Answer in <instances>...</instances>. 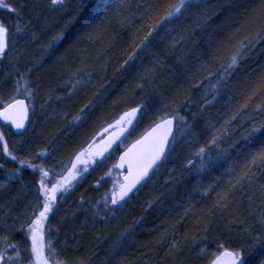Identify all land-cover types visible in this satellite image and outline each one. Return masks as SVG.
Returning <instances> with one entry per match:
<instances>
[{"label":"rangeland","instance_id":"374dc122","mask_svg":"<svg viewBox=\"0 0 264 264\" xmlns=\"http://www.w3.org/2000/svg\"><path fill=\"white\" fill-rule=\"evenodd\" d=\"M152 1L160 5L161 12H163L166 5L178 2V0H169V2H167L168 0L165 2H161L162 0ZM152 1L88 0L87 4L82 5L81 0H65L64 5L53 6L50 0H11V3L22 6L19 27L23 31H18L16 26L17 17L14 13L5 9L0 10L4 17L7 16L5 17L7 18L5 23L9 25L10 32L7 38V54L0 62V105L8 104L22 96L26 99L30 112L28 124L21 133H15L10 128L7 130L0 128V133L4 137V140L0 141V165L3 166V171L0 172V196L2 193L6 196L4 202L0 197V224L5 229L7 227V230L10 231L8 235L0 233V246L4 244L7 237L20 232L22 224L27 226V223H30L31 219L34 218L30 214L37 203L41 173L39 170L34 171L26 165L21 167L20 161L43 165L45 169L49 170L50 176L55 178L53 181L55 183L56 180L60 179L61 175H67V169L71 168L72 162L75 161L78 153L87 149L89 145L96 146L105 138L102 134L105 128H108L110 124L118 120L130 107H134L142 101L148 104L151 110L146 115L138 117L139 123L136 125L132 135L128 136L126 132L125 136H127V139L124 146L120 147L118 143L113 150L105 153V156H108L109 153H111V156L103 164H92L90 161L87 171H83L85 165L78 164V168L81 169V175L72 181L73 187L67 193L61 195L63 199H60V202L55 204V214L50 213L51 219L47 222V226L57 230L56 234L58 236L60 234L69 235L71 240L90 236L95 246L109 247L133 255V250L138 249L135 245L138 237L141 236L140 238H143L145 234L151 232L149 226L152 225L147 226L146 217L149 214H155V217H159L166 213L167 217H177L179 225L172 230L174 226L168 222L171 226V232L163 231L161 235H164L165 232L168 235L166 240L159 242V244H164L167 247V256L180 258L190 254L187 259L192 256L195 264H205L210 257L225 248L234 250L244 240V232H242L240 235L233 236L235 244H232L233 240L230 243L227 238L219 237L211 241V243H214V246L211 247L210 242L207 243V241H210L211 228L207 233L198 230L195 232V237L200 239L205 235L206 242L203 239L204 237L201 241L198 239L194 242L192 239L194 244L191 241L184 242L178 230L182 229V224L186 221L185 214L192 216L196 214V210L200 207L195 205V203H199V199L196 200L195 197L194 202L189 207L185 206L186 204H182V195L179 194L180 190H183L185 186H193L197 189L195 191V193H198L196 196L199 197L203 196L205 189H208V182L211 185L218 183L223 185V181L229 178L224 173L226 171L223 174L220 171L221 173H215L208 177L207 172L197 173L194 166L189 167L187 175H181L176 180L163 181L162 184L157 181V173L151 181L133 196L132 200L125 205L122 211H117L115 215L108 214L106 219L101 218L105 215L103 205L101 203L97 206L96 201L101 200L106 193L110 195L114 184L122 182L123 173L113 167L117 162L120 151L154 124L152 119L154 114H164V112L156 111L163 108V103L169 105L168 109L165 110L169 115L174 110L179 109L180 115L191 126L190 130L183 136L177 132V141L174 144V147L175 145L181 147L186 162L188 159L194 158V152L200 147L198 144L208 143L215 129L220 128L227 113L222 112L226 107L223 106V108L221 106L219 108L217 104L220 98L217 99V103L213 101L212 104H207L205 102L203 106L197 105L193 110L190 109L191 107L189 108L190 105L188 103L185 106L182 103H169L170 101L168 100H163V103L158 101V105H155L151 101L149 94L138 95L132 104H126L124 101L113 103V101L118 100L116 96L123 93L127 81L119 79L118 74L117 76L113 75L115 68L118 67L120 62V53L117 55H115L116 53L113 55L107 54L104 50H99L103 46L100 44H103L101 42L109 35L111 36L114 33L113 31L121 32L123 37L120 40L123 39L127 42L129 38L128 29L121 28L118 20L122 16L130 15L132 12H135L136 16L139 17L143 11V6L152 3ZM217 1L198 0L197 3L185 10L182 16L174 20L166 29L161 30L160 36L162 39L156 41L152 53H157L165 46L169 47L168 43L172 41L173 37L176 40L183 38L182 31L178 30L177 26L188 24L189 21L195 25L201 19L200 13L202 10L209 7V2L212 7L217 4ZM224 2L226 5H224L223 9H226V7L232 9L234 6L238 7L241 5L245 13L247 14L248 12L250 15L248 10L250 6L248 7V4L253 3L254 8H256L260 0H225ZM121 4L124 5V8L120 7ZM134 8L136 10H133ZM213 8L212 11L214 13L209 18L211 20L217 15L216 11L218 10ZM228 11L224 14L227 15ZM117 13L120 15H117ZM97 17L98 20H96ZM203 19H206V17L204 16ZM69 20H71V23H68ZM95 26H103L105 31L101 33L102 38H98L93 43L88 39L87 33ZM61 32L63 35L60 39H54ZM33 33L36 34L35 39H32ZM250 34L251 30L246 25L245 35H241L242 38L229 40L228 51L226 52L227 59L235 50L237 43ZM88 47L97 49V51L89 54V50L86 49ZM182 48L183 45L172 46L169 49L170 51L173 49L174 53H177ZM115 50L116 48H112L113 52ZM193 55H196V53L194 52ZM97 56H99V60H97ZM110 57H115V59L110 60ZM196 59L199 61V65L204 64L201 60H198L199 58ZM155 60H158L156 54L154 58L153 55L145 56L143 66L150 67L149 62ZM105 61H109L106 65V72L101 69V65ZM225 62L222 58L216 67L204 66L203 70L198 69L197 66L199 65L195 66L196 75L203 74L202 77L199 76L198 81L208 80L209 76H213L209 72H216L219 65ZM77 70H81L80 75L83 80L88 79V76L84 75V73H91L92 82L87 89L77 87L73 94L69 96V85L66 82L69 81L72 73L77 72ZM262 70H264V40L249 49L234 74L237 72L240 75L239 80H243L245 76L256 75L257 72ZM167 79V81H176V83H180L178 81H181V83L191 81L189 79H175L174 76ZM159 81L154 80L155 90L158 88L157 83ZM100 85H104V87L101 88ZM180 86L182 87L183 84ZM206 88L210 92L212 83H208L204 89ZM105 89H108L107 93H105ZM29 90L31 95H29ZM149 92L154 93L156 91ZM93 93L101 95L103 99L96 102L95 106L90 107L80 122H75L73 118L79 113L80 109L89 100H94ZM193 93L190 94L191 97H193ZM222 94L224 92L218 96H222ZM208 95V98L212 97V94L210 95L209 93ZM199 97L201 96L197 93V99ZM202 99L205 100L204 98ZM209 112H211V115ZM221 112L223 115H221ZM255 119L257 123H260L264 121V115L257 116ZM200 123L208 125V128L206 130L201 129ZM250 123L251 121H244L243 125L247 127ZM240 124L241 122H237L235 134L231 136V140L235 142L234 146L229 148L227 142L221 145L222 148H228L230 158L224 159L225 162L227 161V166L237 165V162L232 159L237 156L236 152L244 156L249 150L254 151L264 143V138L260 137L259 134H257L252 144L242 139L244 127H241ZM201 130L204 136H202ZM196 131L198 135H193ZM192 137L193 139L195 138L194 141L193 139L191 141ZM4 143H7L10 155L4 154ZM42 152H46V155L40 156L39 154ZM11 155L17 156L18 159L12 160L10 158ZM82 159L88 158L85 156ZM109 169H111V174L107 175ZM217 177H220L219 181ZM204 180H207V182ZM51 184L52 182L48 184L49 188ZM256 193L259 194L258 191ZM169 196H172L174 204L167 207ZM208 197L203 196L204 200ZM16 201H20V203ZM242 203L241 207L246 219H248L245 220L247 223H254L251 213L255 212V215L258 216L261 211H264V202L259 198V195L254 197V202L251 204L247 198H244ZM6 204L10 206L8 210L5 209ZM97 207L100 209V214L94 216L93 212ZM36 212L38 214L37 208ZM218 217L220 222L225 221L222 218L223 216ZM250 220L252 221L250 222ZM169 236L174 239L169 238ZM52 239L55 240V235ZM172 243H178V248L170 250ZM196 243L201 248L197 247ZM220 245H224V247L221 248ZM202 249H205V251L202 252ZM150 256L145 257L144 261L146 262L144 264H154ZM58 259L66 260L64 256H59ZM69 261H72V259L70 258ZM52 263L54 264V262Z\"/></svg>","mask_w":264,"mask_h":264},{"label":"snow or ice","instance_id":"6c2138e0","mask_svg":"<svg viewBox=\"0 0 264 264\" xmlns=\"http://www.w3.org/2000/svg\"><path fill=\"white\" fill-rule=\"evenodd\" d=\"M51 5L61 6L65 4V0H50ZM198 0H178L175 4H168L165 6L163 12L159 4L148 3L143 6V11L139 17L135 13L128 16H122L118 23L121 28L128 29V40L125 46L119 49V65L115 68L114 76L127 83L123 89L121 99L126 104H132L138 95L147 94L149 91H155V71L152 68L143 66L145 56L152 55V50L158 39H162L160 32L166 29L174 20L178 19L184 14V11L191 7ZM88 0H81V4H87ZM124 8V5H120ZM0 9H5L14 13L17 17L16 26L18 31H23L19 27L20 12L22 6H17L11 3V0H0ZM117 15H120L117 13ZM71 23V20L68 21ZM251 34L240 40L235 46V50L231 53L225 63H221L216 72H209L210 75L215 76V82L212 84V99L206 100L207 104H212L217 99L228 82V78L239 68L241 60L244 58L250 48L255 47L261 40H264V0H260L259 5L252 10L246 21ZM105 31L103 26H95L88 33L87 37L90 41L95 43L98 38H102L101 33ZM10 35L9 25L0 21V59H3L7 54L8 48L7 38ZM63 33H59L54 39H60ZM36 38V34H32V39ZM112 37L109 40L108 47L113 46ZM231 39V37L229 38ZM110 60L115 57H110ZM99 60V56H97ZM109 61H105L101 65V69L106 72V65ZM157 63H159L157 61ZM203 67V66H202ZM31 71V69H29ZM81 70L73 72L69 81V96L77 89V87H84L87 89L92 82V74L84 73L88 76L87 80H83L80 75ZM19 83V82H18ZM94 86V85H93ZM101 88L104 85H100ZM26 90H28L26 88ZM108 89H105L107 93ZM29 95L31 92L29 90ZM94 100H89L79 113L73 118L75 122H80L83 115L87 113L90 107L95 106L96 102L103 99L101 95L93 93ZM117 101H113L116 103ZM163 103V98H161ZM229 111L225 114L223 123L219 129H215L211 139L202 147H199L194 152V158L188 159L185 169L195 167L197 173L211 171L212 168L220 163L223 159L230 158L228 155V148H222L221 145L228 143L229 148L233 147L235 142L231 140V136L235 134L237 122H241L240 126L244 127V121H251L250 125L244 127L242 139L252 144L257 134L264 138V121L256 122L257 116L264 115V70L257 72L253 78H250L240 93L239 100H233L231 95L228 96ZM20 106L21 111L18 115H10L14 109ZM169 105L163 103L162 109H157V112H164L163 115H153L154 126L137 139L126 151L119 157V162L114 165L115 168H122L127 164L128 174L123 177V182L114 184L111 194L106 193L101 200L96 201V205L102 203L105 215L102 219H106L108 214L115 215L117 211H122L127 203H129L133 196H135L143 186H145L152 178L161 170L167 167L172 153L175 151L173 145L177 141V132L181 136L186 134L191 126L180 115L179 109L174 110L170 115L165 111ZM148 104L143 101L137 103L134 107H130L120 116L115 124H110L108 128L118 127L119 131L114 132L107 140H104L102 145L93 148L92 145L85 150H82L75 157L71 168L67 169V175H61L60 179L48 187L51 182L49 179L50 172L45 169L43 165H34L26 163L21 160L20 165L32 168L34 171L39 170L41 179L39 181V195L37 196V203L33 212L30 214L34 216L30 223L21 225L20 230L27 233V239L31 241L30 249L24 247L21 249L20 245L13 244L10 247L15 251V256H5L7 249H0V264H23L21 251L28 252V264H86L83 259H74L72 261L59 260L60 251L58 250V242L52 239L56 234L55 229L49 228L47 222L50 221V213L55 214V204L58 199L57 193H67L72 187V181L76 180L81 175V169L78 164H84L83 171L88 170V164H103L106 159H109L111 153L105 156L112 145L119 141V146L123 147L127 136L132 135L135 131L136 125L139 123L138 117L146 115L150 111ZM0 116L11 124L17 130L23 129L24 119L27 117V111L23 108V101L17 100L14 103L8 104ZM174 122H179L174 124ZM108 128L103 131L108 132ZM175 128V130H174ZM103 139V138H102ZM3 134L0 133V141H3ZM215 150V155L213 151ZM3 151L5 155H10L7 143H4ZM46 155V152L39 154ZM87 156L88 159H82ZM12 160H17L18 157L11 155ZM2 167V165H0ZM19 171V169H17ZM111 174V169L107 175ZM228 179L223 181V185L219 191L216 192L215 198L205 206L196 210V218L201 223L198 225V231L207 233L210 226L216 217H222L224 213H230L232 207L236 203H242L244 198H247L251 204L254 202L256 192H259V198L264 202V143L261 147L245 153L243 161L237 165L229 166L226 170ZM220 180V177H217ZM197 189L194 187L193 189ZM213 185H209L205 189L203 196L208 197L211 191H214ZM40 197H43L41 200ZM239 197V199H238ZM63 199V197H59ZM36 208L39 209L38 214ZM191 211V210H189ZM100 209L97 207L93 215H99ZM254 218V223H245L243 232L244 240L234 250H228L223 253L228 257V264H264V211H261L258 216L255 212L250 214ZM258 225V227H257ZM175 227V226H174ZM168 233L160 237V241L166 240ZM188 237H184V242L188 241ZM193 241L200 239L193 237ZM221 248L224 245H220ZM178 248V243H172L171 249ZM205 251L204 249L201 250ZM219 264V261H216Z\"/></svg>","mask_w":264,"mask_h":264},{"label":"trees","instance_id":"16d2710c","mask_svg":"<svg viewBox=\"0 0 264 264\" xmlns=\"http://www.w3.org/2000/svg\"><path fill=\"white\" fill-rule=\"evenodd\" d=\"M152 1V0H147ZM225 0H218L217 4L212 6L213 9H218L217 15L213 18V20H210L211 22L207 21V18H210V16L214 13L212 11L211 5L204 10H202L201 19L196 22L194 25L192 22L189 21L188 24H185L183 26H177L178 30L182 31L183 38H179L176 40L175 37L172 38V41L168 43V46H165V48H162L159 50L156 54V57H158V60L150 61V67L155 71V78L154 80H160L158 84V88H156V92H148L149 97L152 102L156 105L158 101H161V98L163 100L170 101L169 103H182L185 106H187L186 103H188L190 106L189 108L193 110L197 105L203 106L206 102V100H211L212 97H207L212 94V89L210 92L208 91V87L206 89L205 86L208 83H214L215 82V76H209L208 80H203L202 82L198 81L200 77L203 76V74L196 75V70L194 69L195 66L199 65V61H197L196 58H199L198 60H201L203 65L197 66L199 70H203V67H216L217 63L220 61V59L223 58L224 61H227L226 52L227 45L229 40L238 38H242L241 35L245 34L246 29V21L248 20L249 13H245V10H243V6H234L232 9H229L226 7V9H223ZM152 3H154L152 1ZM156 3V2H155ZM219 3H221L219 5ZM223 3V4H222ZM157 4V3H156ZM243 4V1H242ZM250 6V7H249ZM249 12L251 13L254 9L253 3L248 4ZM143 9V8H142ZM1 10V9H0ZM133 10H136L134 8ZM227 10V15L224 14ZM133 13V12H132ZM135 13V12H134ZM206 17V19H203V17ZM7 17V16H5ZM0 14V21L6 22L7 18H5ZM100 19V18H99ZM103 19V18H102ZM98 20V17L97 19ZM101 21V20H100ZM200 29V31H199ZM112 33V35L105 38L100 44L103 45L99 50H104L107 54L110 53V55L119 54V49L123 46H125L126 42L125 40H120L121 37H123V34L121 32H115ZM239 36V37H238ZM114 37L115 39L112 41L113 46L111 48L108 47V42L110 38ZM231 37V39H229ZM116 40V41H115ZM120 40V41H119ZM105 43V44H104ZM183 45L182 50L180 52L174 53V50L172 49L170 51L169 48H172V46H180ZM115 46V47H114ZM112 48H116V50L113 52ZM89 50V54H93L97 51V49H94L92 47L86 48ZM196 53V55H193V53ZM259 53V52H258ZM153 58H154V55ZM95 55V54H94ZM150 59V58H149ZM3 59H0V62H2ZM160 60V61H159ZM157 61L159 63H157ZM198 62V63H197ZM144 65V64H143ZM203 66V67H202ZM178 78V79H189L191 81H188L186 83H181V81H178L180 83L167 81V78L172 77ZM200 76V77H199ZM208 76V75H204ZM239 74L236 72L233 73L229 78L228 82L226 84V87L224 89V94L222 96H217V99L220 98V103L217 99L214 101L219 105V108L222 106L226 107L222 112H228L229 111V104H228V96L231 95L233 97L234 102L239 100L240 93L243 89V86L246 84V82L255 76V74L247 75L243 80H239ZM166 78V79H165ZM162 82V84H161ZM165 84V85H164ZM183 84L181 87L180 85ZM168 86V87H167ZM194 92V93H193ZM193 93V97H191L190 94ZM197 93L200 94L201 97L197 99ZM122 94H118L116 96V101H123L121 99ZM204 98L205 100H203ZM192 100H194L192 102ZM216 104V105H217ZM158 105V104H157ZM228 106V107H227ZM206 107V106H204ZM223 107V108H224ZM208 108V107H207ZM221 112V115L223 113ZM211 115V112H209ZM179 122H176L178 124ZM198 125V123H197ZM199 126H202L201 129L206 130L208 128V125L204 123H200ZM193 133V135H195ZM202 136H204L203 131L201 130ZM135 137V136H134ZM195 137V136H193ZM191 138V141L193 139ZM198 137V136H197ZM195 138L193 139V141ZM256 142V141H255ZM207 144V143H206ZM200 147L204 146L205 144H198ZM174 147V145H173ZM254 147V146H253ZM175 151L172 153L169 163L167 164V167L164 169H161L158 174L156 175L157 181L163 183V181L168 180H176L181 175L185 176L189 172L188 168L185 169V165L187 162L184 159V154L181 151V147L178 145H175L174 147ZM235 152V151H234ZM213 155H215V150L213 151ZM236 155L234 158H232L234 161L239 164L243 161L244 156L240 153L236 152ZM232 159H230L232 161ZM229 160V161H230ZM239 162V163H238ZM229 168L227 166V161L223 159L220 163H217L211 171H208L206 174L208 177H210L212 174L215 173H221L223 174L224 171H226ZM221 171V172H220ZM226 173V172H224ZM227 175V174H226ZM51 180L53 183L54 179L52 176H49V178H46ZM207 182V180H204ZM205 183V182H204ZM209 185H211L210 182H208ZM158 184V183H157ZM208 185V184H206ZM215 190L211 192V195L204 200L203 196H196L198 193H195L193 190V186L188 187L185 186L183 190H180V193L182 195L181 202L182 204H186L185 206L189 207L193 200L199 199V203H195V205L202 207L211 202V199L215 198L216 192L220 190L222 187L221 183L214 184L213 185ZM194 193V194H193ZM193 195V196H191ZM258 193H256V196L258 197ZM175 196V195H174ZM195 197V199H194ZM172 196H169V201L166 204L167 207L172 206L174 204V201L172 200ZM239 199V197H238ZM172 202H171V201ZM188 204V205H187ZM242 204L243 203H236L232 207V211L230 213H224L223 217L225 221L220 222V219L216 217L212 225L210 226L211 233H210V242L209 244L211 247L214 246V243H211V241L216 240V238L219 237H225L227 240L231 243V240L234 239V235H240L242 234V229L245 225V213L242 211ZM156 215H148L147 222L149 226V230L151 232L149 234H145L143 238L138 237L137 243L135 242L136 247H138L137 250H133V255H129L126 252H121L118 250L111 249L109 247L104 246H95L92 237H86L83 239H77L73 238L70 239L69 235H57L55 234V241L58 242V250L60 251V256H64L66 260L69 261L71 258L74 259H83L86 261V264H144L145 257H149L153 260L154 264H195L193 257H189L187 259V256H190V254L186 255L185 257L180 258H171L167 256L166 251L167 247H165L164 244H159V239L162 236V232L167 230L168 232H171V225L178 226L179 222H177L178 218H170L167 217L166 213L160 215L159 217H155ZM186 221L183 222L182 229L180 228L178 232L180 231L182 239H184L185 236H187L189 239L188 241H192V238L195 237V232H197L198 225L201 223V221H198L196 218V214H193L192 216H188L185 214ZM252 220H250L251 222ZM170 224H169V223ZM169 225V226H166ZM159 227V228H158ZM173 227L172 230H174ZM177 230V229H176ZM1 232V231H0ZM147 235V236H146ZM174 239L172 236H169V238ZM204 237V238H203ZM201 237L200 241L205 239V235ZM53 238V237H52ZM206 242V239H205ZM16 244L20 245L21 249L24 247H27L30 249L31 241L27 239V233L23 234H15L10 235L6 238L4 242L3 249H7L5 252V256L13 255L15 256V251L13 250L11 245ZM232 244H235L234 240ZM158 245V246H157ZM197 247L201 248L198 243L195 244ZM205 246V244H203ZM64 247V248H63ZM206 249V248H205ZM204 249V250H205ZM207 250V249H206ZM204 252V251H203ZM131 254V253H130ZM204 254V253H203ZM28 252L27 251H21V257L23 258V264L28 263ZM171 256V255H170ZM211 257L207 260L205 264H208ZM50 264H53L50 262ZM197 264V263H196Z\"/></svg>","mask_w":264,"mask_h":264},{"label":"water","instance_id":"95a60500","mask_svg":"<svg viewBox=\"0 0 264 264\" xmlns=\"http://www.w3.org/2000/svg\"><path fill=\"white\" fill-rule=\"evenodd\" d=\"M17 100L23 101V108L26 109V111H27V117H26V118L24 119V121H23L25 127H24L23 129H19V130H17L16 128H14V127L12 126L11 121H10V120H7V121H6V120L3 118V116H0V123H1L2 125H10V126L12 127V130H13L15 133H21V132L26 128V126H27V124H28L29 110H28L27 102H26V100L23 99V98H17V99H15V100L11 101V102L8 103V104L14 103V102L17 101ZM8 104H7V105H8ZM7 105H6V106H7ZM6 106H4L3 108H0V112H3V110H4V108H5ZM20 111H21L20 106H17V108L14 109V110L12 111V113H10V115H18V114L20 113ZM174 124H176V122H174ZM153 126H154V124H153L148 130H146L145 132L149 131ZM174 130H175V128H174ZM118 131H119V129H117V130L114 131V132H118ZM114 132H112V133H110L109 135H107L103 140H101V141H100L96 146H94L93 148L95 149V148L101 146L102 143H103V141H104V140H107L108 137L111 136ZM145 132H144V133H145ZM144 133L141 134L137 139H139L141 136H143ZM124 135H125V133H124ZM137 139H136V140H137ZM136 140H134L131 144H133ZM118 143H119V141H117L116 143H114V144L112 145V148H110V149L108 150V152H109L110 150H112V149H113ZM131 144H130L129 146H131ZM129 146H128V147H129ZM128 147H127V148H128ZM127 148H125V149L119 154L116 164L119 162V157L124 153V151H126ZM116 164H115V165H116ZM114 169L117 170V171H119V172H121V173H123L122 178H121V180H122V182H123V177H124L125 175L128 174V172H127V164H125L122 168H115V167H114ZM228 250H232V249L229 248V249H225V250L219 252V253H218V254H217V255H216V256L210 261L209 264H216V261H219V264H228V257H226V256L223 255V253H224L225 251H228Z\"/></svg>","mask_w":264,"mask_h":264},{"label":"flooded vegetation","instance_id":"af4514ba","mask_svg":"<svg viewBox=\"0 0 264 264\" xmlns=\"http://www.w3.org/2000/svg\"><path fill=\"white\" fill-rule=\"evenodd\" d=\"M2 16H4V14L3 13H0ZM6 105V104H5ZM2 107H4V105H0V108H2ZM115 124V122L112 124V125H114ZM0 128L1 129H5V130H7V129H11V131H12V128L10 127V126H8V125H1L0 124ZM116 129H118V127H113V128H108V132L107 133H105V132H102V134L105 136V135H107V134H109L110 132H112V131H114V130H116ZM87 157V156H86ZM88 158V157H87ZM39 163V162H38ZM82 165H84V164H82ZM3 171V166L2 167H0V172H2ZM30 173V172H29ZM34 175V174H33ZM120 183H122L121 181H120ZM62 194H64V193H62V192H58L56 195H57V197H58V199H57V201H56V203L57 202H60V199H59V197H61V195ZM5 195H4V193H2V195L0 196L1 198H2V201L4 202V198H6V196L4 197ZM42 199H43V197H42ZM41 199V200H42ZM17 203H20V201H16ZM9 205L8 204H6V207H5V209L6 210H8L9 209ZM37 211H39V209L37 208ZM35 218V217H34ZM33 218V219H34ZM26 227L27 226H25V229H26ZM8 228L6 227V229L4 228V226L3 225H1L0 224V230H1V234H3V235H8V233H10V231H8L7 230ZM26 231V230H25ZM17 232V231H16ZM24 231H20V232H18V233H15V234H20V233H23ZM15 234H12V235H15ZM30 246H31V244H30ZM2 247H4V245L2 244L1 246H0V249H3Z\"/></svg>","mask_w":264,"mask_h":264},{"label":"bare ground","instance_id":"6f19581e","mask_svg":"<svg viewBox=\"0 0 264 264\" xmlns=\"http://www.w3.org/2000/svg\"><path fill=\"white\" fill-rule=\"evenodd\" d=\"M165 1H167V0H162L161 2H165ZM167 2H169V0L167 1ZM211 4H210V2H209V6H210ZM207 20H208V22H211L210 20L211 19H209V18H207ZM189 21V20H188ZM245 35V34H244Z\"/></svg>","mask_w":264,"mask_h":264}]
</instances>
